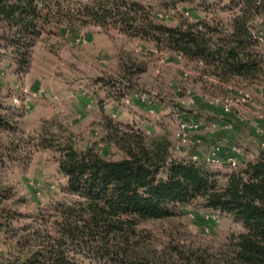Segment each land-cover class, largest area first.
Segmentation results:
<instances>
[{
  "label": "trees",
  "instance_id": "1",
  "mask_svg": "<svg viewBox=\"0 0 264 264\" xmlns=\"http://www.w3.org/2000/svg\"><path fill=\"white\" fill-rule=\"evenodd\" d=\"M176 1L195 6L204 17L167 26L155 21L152 6L133 0H0V50L23 72L38 41L53 29L73 33L111 26L195 62L220 83L253 85L264 79V25L256 26L264 18V0ZM126 66L132 78L146 71L134 60ZM106 125V141L121 151L119 160L94 148L78 151L45 128L27 143L0 100V135L11 137L0 142V233L8 249L0 264H264L263 149L243 156L237 169L213 170L205 161L174 158L165 133L147 136L110 120ZM31 143L57 155L66 185L63 200L48 214L25 222L17 209L23 202L6 184L5 172L10 164L22 165ZM234 145L224 146L226 156ZM196 203L226 215L243 231L216 252L174 247L160 258L143 247L137 230L142 223L179 216Z\"/></svg>",
  "mask_w": 264,
  "mask_h": 264
},
{
  "label": "rangeland",
  "instance_id": "2",
  "mask_svg": "<svg viewBox=\"0 0 264 264\" xmlns=\"http://www.w3.org/2000/svg\"><path fill=\"white\" fill-rule=\"evenodd\" d=\"M133 1L152 6L155 21L167 26L204 17L195 6L176 0ZM263 25L264 18H259L256 26ZM51 32L38 41L31 65L23 72L9 53L0 50V100L11 110L27 143L45 128L69 139L78 151L94 148L106 158L119 160L121 151L106 141L110 120L124 129L135 126L147 136L167 134L172 148L179 147L172 152L178 159L207 162L217 146L224 149L229 143L240 146L248 157L260 149L264 79L253 85L220 83L205 75L195 62L132 39L111 26L90 25L73 33L55 28ZM131 60L145 64L146 71L132 78L126 69ZM235 89L250 94L251 101L240 102ZM218 98L228 105V115L210 105ZM193 122L198 129H190ZM182 133L186 143L181 141ZM10 140V136L0 135V142ZM22 157V165H9L5 181L23 202L17 209L24 214V221L31 222L63 200L61 188L66 180L58 171L53 151L38 150L31 143ZM208 164L213 170L225 168ZM202 206L196 203L185 207L179 216L142 223L137 230L143 247L160 258L170 256L174 247L216 252L233 234L243 231L226 215ZM7 250L5 235L0 233V254Z\"/></svg>",
  "mask_w": 264,
  "mask_h": 264
},
{
  "label": "built area",
  "instance_id": "3",
  "mask_svg": "<svg viewBox=\"0 0 264 264\" xmlns=\"http://www.w3.org/2000/svg\"><path fill=\"white\" fill-rule=\"evenodd\" d=\"M261 41H263V37H259ZM235 94L238 96V98H240V102L248 104L251 101V96L250 94L239 90V89H235ZM225 102H223L220 98L216 99L214 102H211L210 105L214 107V109H220L225 115H228L229 112V108L227 107L228 105L224 104ZM223 106L225 108H223ZM258 123L255 124V127H258ZM186 126H183V130H185ZM190 129L196 130L198 129V124L197 123H191L190 125ZM259 131L262 132V140L261 143L259 145V147L261 149L264 150V131L258 129ZM182 143H186L187 142V137L185 133H182V135L180 136ZM173 149H179V147H174L171 150V154L174 151ZM223 153V148H221L220 146L216 147V151L214 152L212 158H208L207 163H217L218 165H227L228 167L232 168V169H237L240 165V159L243 157V150L240 146L234 145L230 148V154H228L225 157V160L222 159L221 155ZM194 160L197 161V159L194 158Z\"/></svg>",
  "mask_w": 264,
  "mask_h": 264
},
{
  "label": "crops",
  "instance_id": "4",
  "mask_svg": "<svg viewBox=\"0 0 264 264\" xmlns=\"http://www.w3.org/2000/svg\"><path fill=\"white\" fill-rule=\"evenodd\" d=\"M225 146V145H224ZM225 150L223 151V154H222V157L224 158V157H226V155H225ZM220 166V165H219ZM225 166V165H224ZM221 168H224V167H221ZM221 168H219L218 166H217V169H221ZM223 170V169H222ZM224 170H225V168H224Z\"/></svg>",
  "mask_w": 264,
  "mask_h": 264
}]
</instances>
